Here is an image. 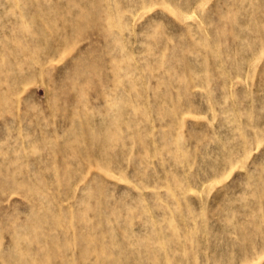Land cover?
<instances>
[{"label":"rangeland","instance_id":"rangeland-1","mask_svg":"<svg viewBox=\"0 0 264 264\" xmlns=\"http://www.w3.org/2000/svg\"><path fill=\"white\" fill-rule=\"evenodd\" d=\"M0 264H264V0H0Z\"/></svg>","mask_w":264,"mask_h":264}]
</instances>
